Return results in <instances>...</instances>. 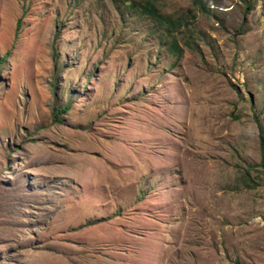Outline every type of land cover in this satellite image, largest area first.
I'll use <instances>...</instances> for the list:
<instances>
[{
	"label": "rangeland",
	"instance_id": "1",
	"mask_svg": "<svg viewBox=\"0 0 264 264\" xmlns=\"http://www.w3.org/2000/svg\"><path fill=\"white\" fill-rule=\"evenodd\" d=\"M143 1L0 0V264H264V0Z\"/></svg>",
	"mask_w": 264,
	"mask_h": 264
},
{
	"label": "trees",
	"instance_id": "2",
	"mask_svg": "<svg viewBox=\"0 0 264 264\" xmlns=\"http://www.w3.org/2000/svg\"><path fill=\"white\" fill-rule=\"evenodd\" d=\"M246 8H250V4L248 6H246ZM139 10L142 14L148 15L150 18L156 20L158 26H162L163 25L162 23H164V22H166L168 24L167 27L163 26L164 35L166 36V38H171V39H169L170 41H167V43H166L167 49L171 54L172 53L176 54V53L180 52V47L177 44L175 36H173V32L175 31L174 29L176 28V26H174L173 20L168 19V18H163L161 13L158 12V10L155 7L154 2L152 0H145V1L141 2V4L139 5ZM156 28H157V26H156ZM5 57H6V53L2 56V58H0V62L3 61ZM54 116H55V114H54ZM261 148H264L263 145ZM243 179L245 182L248 181L245 177H243Z\"/></svg>",
	"mask_w": 264,
	"mask_h": 264
}]
</instances>
